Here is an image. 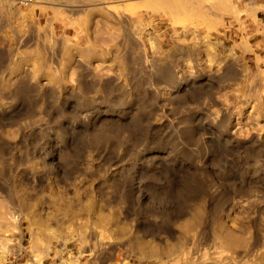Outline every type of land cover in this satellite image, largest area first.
<instances>
[{
  "label": "rangeland",
  "instance_id": "374dc122",
  "mask_svg": "<svg viewBox=\"0 0 264 264\" xmlns=\"http://www.w3.org/2000/svg\"><path fill=\"white\" fill-rule=\"evenodd\" d=\"M0 264H264V0H0Z\"/></svg>",
  "mask_w": 264,
  "mask_h": 264
},
{
  "label": "bare ground",
  "instance_id": "6f19581e",
  "mask_svg": "<svg viewBox=\"0 0 264 264\" xmlns=\"http://www.w3.org/2000/svg\"><path fill=\"white\" fill-rule=\"evenodd\" d=\"M94 2H95V1H94ZM95 3H96V2H95ZM97 4H98V3H97ZM70 9H71V8H70ZM74 9H75V8H74ZM83 9H84V8H83ZM83 9H82V10H83ZM85 9H86V8H85ZM74 11H76V9H75ZM83 11H84V10H83Z\"/></svg>",
  "mask_w": 264,
  "mask_h": 264
}]
</instances>
